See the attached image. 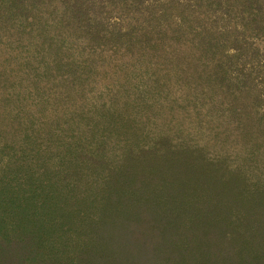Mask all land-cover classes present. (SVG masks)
<instances>
[{
    "label": "trees",
    "instance_id": "obj_1",
    "mask_svg": "<svg viewBox=\"0 0 264 264\" xmlns=\"http://www.w3.org/2000/svg\"><path fill=\"white\" fill-rule=\"evenodd\" d=\"M262 2L0 0V264H264Z\"/></svg>",
    "mask_w": 264,
    "mask_h": 264
},
{
    "label": "rangeland",
    "instance_id": "obj_2",
    "mask_svg": "<svg viewBox=\"0 0 264 264\" xmlns=\"http://www.w3.org/2000/svg\"><path fill=\"white\" fill-rule=\"evenodd\" d=\"M262 7L264 8V2H262ZM264 15V14H263ZM264 34H262L260 37H257L253 39V43L255 45H259L261 47H264ZM49 89L43 91L46 93ZM217 101L210 102L209 105L204 107V110L207 109V107H211L210 110H212V117L210 118L209 124L206 123V121L200 122L198 125V128H195L194 130H191L187 133H190V135L194 138L193 141L197 142L199 145H205L206 149L210 151L212 154H218L220 156L226 157V159L230 162V166L234 165L235 163H241L244 167H248L253 163V160H251V151L249 148H245V143H243V136L246 131H244L243 135L241 136L239 134L240 132V125L247 123V126L251 128L253 125H255L256 120H253L250 115H248L244 110H240V107H236L237 111L236 114L229 115L228 111H226L228 117H224L221 115L222 111L219 110V107H217ZM226 104V102H225ZM193 104L189 103V107ZM156 107V105H150L149 108ZM215 107L214 109H212ZM181 107L177 106L175 109V112L173 113L178 117L181 115ZM190 109V108H188ZM170 116L173 115L169 114ZM183 116L187 117V120L190 115L183 112ZM156 115H152V117L149 120L155 119ZM133 119V118H131ZM137 119V118H134ZM186 119H183L185 121ZM229 122V123H228ZM142 123V122H141ZM140 123V124H141ZM190 121L186 123V126L193 127ZM181 124V123H179ZM259 127H263L264 125H260L259 123H256ZM258 128L255 129V131L259 130ZM182 131H179L178 133H186L185 126L183 124V127L181 129ZM186 133V134H187ZM249 132L246 136V139L248 142H250V135ZM262 135H264V132H262ZM260 152V151H257ZM256 154V153H255ZM229 166V165H228Z\"/></svg>",
    "mask_w": 264,
    "mask_h": 264
}]
</instances>
